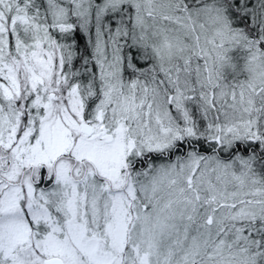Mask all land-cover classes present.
Returning a JSON list of instances; mask_svg holds the SVG:
<instances>
[{
  "label": "snow or ice",
  "instance_id": "6c2138e0",
  "mask_svg": "<svg viewBox=\"0 0 264 264\" xmlns=\"http://www.w3.org/2000/svg\"><path fill=\"white\" fill-rule=\"evenodd\" d=\"M0 264H264V0H0Z\"/></svg>",
  "mask_w": 264,
  "mask_h": 264
}]
</instances>
